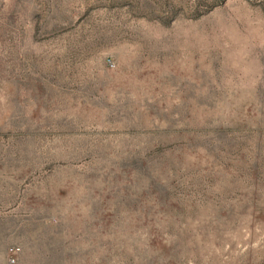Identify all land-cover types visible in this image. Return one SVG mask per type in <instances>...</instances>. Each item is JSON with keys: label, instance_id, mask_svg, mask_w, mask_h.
Wrapping results in <instances>:
<instances>
[{"label": "rangeland", "instance_id": "obj_1", "mask_svg": "<svg viewBox=\"0 0 264 264\" xmlns=\"http://www.w3.org/2000/svg\"><path fill=\"white\" fill-rule=\"evenodd\" d=\"M0 264H264V0H0Z\"/></svg>", "mask_w": 264, "mask_h": 264}]
</instances>
